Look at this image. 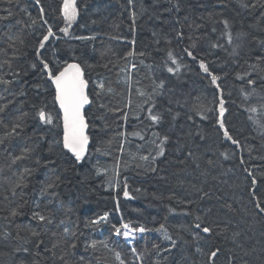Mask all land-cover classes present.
I'll use <instances>...</instances> for the list:
<instances>
[{"label": "trees", "instance_id": "16d2710c", "mask_svg": "<svg viewBox=\"0 0 264 264\" xmlns=\"http://www.w3.org/2000/svg\"><path fill=\"white\" fill-rule=\"evenodd\" d=\"M76 6L69 25L63 0H0V264H120L116 252L125 264H264V0ZM42 61L54 74L78 63L90 83L82 161L63 147ZM122 221L151 229L136 252L116 239Z\"/></svg>", "mask_w": 264, "mask_h": 264}, {"label": "snow or ice", "instance_id": "6c2138e0", "mask_svg": "<svg viewBox=\"0 0 264 264\" xmlns=\"http://www.w3.org/2000/svg\"><path fill=\"white\" fill-rule=\"evenodd\" d=\"M37 3H39V0H37ZM41 12H43V9H41ZM78 15V10L76 6V0H63V18L65 21L68 22L69 25L76 19ZM135 15V14H133ZM32 23L35 24L36 21L32 20ZM44 23H48L47 21H44ZM227 25V21L224 22ZM60 31L64 32L65 34L68 33V28H62ZM53 32L51 27L47 30V35L43 36V41H47L49 36H52ZM78 39H90L89 37H77ZM229 42H231V35L229 34ZM40 48L44 47V43L41 42L39 44ZM133 53H129V55H132ZM143 55V53H140ZM190 56L192 55L191 52L188 53ZM171 56V53H169ZM43 63V61H42ZM173 63L175 61L173 60ZM35 67V65H33ZM43 67L45 69H48V78L52 81V83L55 85V99L59 102V106L63 111V147L70 152L77 161H82L84 159L85 154L88 150V143H89V136L87 135V129H88V123L85 120L84 114H83V108L85 105L92 103V101L89 99L88 94L86 93V89L88 87V82L84 79V73L81 69L79 64L73 63L66 65L62 70L58 71V74H54L49 68L48 64L43 63ZM179 67V66H177ZM200 67L204 70L205 73H208L211 76V80L213 83H216V81L219 79V77L212 75L209 72L208 67L201 62ZM169 72L173 71L171 68L168 69ZM0 83L8 84L9 81H5L0 79ZM249 83H254V81H249ZM163 82L160 83L159 87L163 88ZM101 89L104 88V85L101 83L99 85ZM219 87V85H217ZM107 91L111 92V89H108ZM141 95H144L143 92L140 93ZM100 107H105V105H100ZM0 111H3V109H0ZM225 108H224V102L223 100L220 101V115L223 117ZM252 111H256L255 108L252 109ZM39 119L47 124L52 123V116L50 114H46V112L41 109L37 113ZM150 119L154 122H159L162 119V116L160 113L153 114L151 111H149ZM20 127V125H16L13 127L9 135H12L15 133L16 128ZM220 127L224 128L223 120L220 121ZM154 136H156L158 139L160 138L159 133H153ZM225 137L227 139L232 140V142L238 143V141L234 140L232 136L229 135L227 129L224 131ZM143 139V137H141ZM168 140V136L165 135L162 138L161 144L158 145L159 148V155H163L164 148H163V142H166ZM24 155L16 156L13 159V162L19 161L21 159H24ZM142 160L147 161V156L140 157ZM26 172L30 171V169H25ZM253 183H255V179H253ZM19 186V185H18ZM48 187H53V185H48ZM15 194V193H13ZM124 196L128 197L129 193L127 191V186L125 185L124 189ZM118 206V205H117ZM257 207H259V204H257ZM261 212H264V208H260ZM13 215H16V213H13ZM41 221H44L45 219H49L50 217H45L44 215H41L40 213H35ZM102 220H107V215L101 217ZM199 220L200 217H197ZM100 221H94V223H99ZM115 227V226H113ZM197 228H200V224H196ZM123 233L121 232L120 228L115 229L116 236H120L121 234L124 236L125 239H128L130 235H132L135 232L144 233L146 231H151V229H146L143 226L132 228L130 224H123ZM67 232V229H65ZM158 231L164 232L163 226H161ZM202 231L204 233H211L212 229L210 227H203ZM35 235V233H33ZM234 236L239 235L238 233H234ZM165 239L171 240V237L165 234ZM176 242L172 241V246L175 247ZM75 247V245H72ZM92 247H96V242L93 241ZM104 247L107 248L108 245L105 243ZM158 247V246H156ZM111 251V249H109ZM133 252H136V249H132ZM196 251L199 253L201 252V248L197 247ZM221 250L219 248H216L214 251H211L208 253V258L210 260H215L217 257V254ZM115 258L120 262V264H125L124 260L121 258V254L119 252L115 253Z\"/></svg>", "mask_w": 264, "mask_h": 264}, {"label": "water", "instance_id": "95a60500", "mask_svg": "<svg viewBox=\"0 0 264 264\" xmlns=\"http://www.w3.org/2000/svg\"><path fill=\"white\" fill-rule=\"evenodd\" d=\"M71 64H73V63H71ZM76 64H78V63H76ZM80 65V64H79ZM80 67H81V69L83 70V73H84V79L87 81V79H86V77H85V71H84V69H83V67L80 65ZM50 80V79H49ZM50 82H51V84L53 85V87H54V90H55V85L52 83V81L50 80ZM88 82V81H87ZM89 91H90V83L88 82V87H87V89H86V93L88 94V96H89ZM56 106H57V108H58V110H59V112H60V115H61V122H62V129H63V111H62V109L60 108V106H59V102L56 100ZM90 106H91V103L90 104H87V105H85L84 106V108H83V114H84V117H85V120H86V122L88 123V129H87V135L89 136V130H90V126H89V122H88V119H87V116H86V112L89 110V108H90ZM90 147H91V140L89 139V143H88V150H87V153L85 154V156H87L88 154H89V151H90ZM65 149V148H64ZM65 150H67V149H65ZM68 151V150H67ZM84 156V157H85Z\"/></svg>", "mask_w": 264, "mask_h": 264}, {"label": "bare ground", "instance_id": "6f19581e", "mask_svg": "<svg viewBox=\"0 0 264 264\" xmlns=\"http://www.w3.org/2000/svg\"><path fill=\"white\" fill-rule=\"evenodd\" d=\"M226 28H228V24H227V26H226ZM206 66L208 65V64H206L205 62H203ZM208 67V69H209V66H207ZM48 70V69H47ZM209 72H210V70H209ZM211 73V72H210ZM201 75L203 76V77H207V78H211V76L208 74V73H205L204 72V70L201 68ZM213 75V74H212ZM234 97V95H232L231 96V99ZM89 99L92 101V99H91V97H90V93H89ZM91 105H92V103H91ZM91 107V106H90ZM43 122V121H42ZM43 123H45V122H43ZM89 126H90V124H89ZM89 153H90V151H89ZM89 155V154H88ZM87 155V156H88ZM87 156H85V157H87ZM84 157V158H85ZM108 218H109V215L107 214V220H102L101 218L99 219V223H97V224H105L107 221H108ZM122 219V218H121ZM95 221H97V220H95ZM127 222H124V221H122V224H126ZM94 224H96V223H94ZM127 224H130V223H127ZM130 226H132L131 224H130ZM120 229H121V231L123 232V228H122V225H121V227H120ZM145 233V237L146 236H151L152 235V232L151 231H146V232H144ZM116 239L117 240H119V241H122L121 239H120V237L119 236H116ZM142 240V239H141ZM141 240H139V241H141ZM139 241H137L135 244H133L132 246H128L131 250L133 249V248H135V246H136V244L139 242ZM123 242V241H122ZM124 243V242H123ZM125 244V243H124ZM126 245V244H125ZM127 246V245H126Z\"/></svg>", "mask_w": 264, "mask_h": 264}, {"label": "built area", "instance_id": "2783aa9c", "mask_svg": "<svg viewBox=\"0 0 264 264\" xmlns=\"http://www.w3.org/2000/svg\"><path fill=\"white\" fill-rule=\"evenodd\" d=\"M130 239H132V238H131V235L128 237V239H127V240H130Z\"/></svg>", "mask_w": 264, "mask_h": 264}]
</instances>
